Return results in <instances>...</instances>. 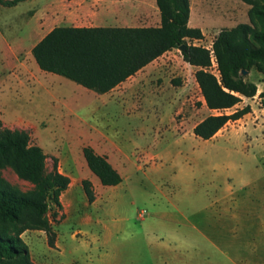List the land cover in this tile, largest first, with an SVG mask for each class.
Instances as JSON below:
<instances>
[{"label":"rangeland","instance_id":"obj_1","mask_svg":"<svg viewBox=\"0 0 264 264\" xmlns=\"http://www.w3.org/2000/svg\"><path fill=\"white\" fill-rule=\"evenodd\" d=\"M48 1L0 6V122L4 128L27 133L30 144L40 147L46 156L47 172L56 164L59 173L76 183L60 196L61 208L51 204L49 211L51 218L56 214L51 224L65 256L77 257L87 250L98 264H162L154 239L173 242L171 238L177 237L175 241H183V235L192 237V231L185 228L188 224L206 233L220 227L215 220L208 225L210 215L202 211L206 202L196 198L197 188L222 183L264 184V106L259 97L264 75L254 70L246 75V80L257 86L255 97L222 112L231 115L249 106L250 114L227 123L212 139L203 141L191 133L192 128L220 113L206 108L194 73L183 63L180 51L171 55L177 68L167 75L166 85L159 80L161 92L168 91L167 98L179 103L163 109L151 104L155 96L145 81L144 87L132 82L136 91L124 99L134 105L122 109L103 106L91 98L100 95L85 94L82 90H87L72 81L41 71L29 53L36 39L32 12ZM142 1L145 10L139 19L147 21L136 27L154 28L149 0ZM189 6L190 26L203 35L192 44L208 50L221 30L249 24L250 6L243 0H189ZM110 25L102 28H121ZM210 72L218 75L215 61ZM179 73L184 76L185 91L175 95L170 93V83L182 84L181 77H174ZM86 147L118 172L119 185L100 184L83 157ZM0 174L23 192L32 189L9 168ZM84 180L91 184L92 203L84 194ZM226 225H222L223 231L228 234L232 224ZM76 231L75 240L71 234ZM29 234L25 241L36 261H49L45 257L54 251L49 249L45 233ZM103 235L108 236L105 245L99 239Z\"/></svg>","mask_w":264,"mask_h":264},{"label":"trees","instance_id":"obj_2","mask_svg":"<svg viewBox=\"0 0 264 264\" xmlns=\"http://www.w3.org/2000/svg\"><path fill=\"white\" fill-rule=\"evenodd\" d=\"M26 0H0V6L11 8ZM250 6L249 24L221 30L211 50L195 46L203 39L198 28L189 27V0H155L159 11L158 27L143 28H72L52 29L31 50L39 67L46 73L68 79L98 95L108 93L164 53L183 47L182 59L196 68L195 81L209 115L193 128V135L203 141L212 139L229 122L250 113V107L231 115L222 113L253 98L257 86L246 80L252 70L264 75V3L243 0ZM214 58L217 76L210 72ZM246 72V75L242 73ZM264 106V90L259 94ZM88 169L104 187L122 182L108 161L93 152L82 150ZM9 168L20 179L32 185L21 191L0 174V264H35L21 239L26 231H42L47 244L54 248L56 234L49 215L50 205L61 208L60 196L68 189L69 177L57 170H46V156L30 144L27 133L4 128L0 122V171ZM89 203L95 200L89 181H82ZM47 217V219H45ZM58 221V220H57Z\"/></svg>","mask_w":264,"mask_h":264},{"label":"crops","instance_id":"obj_3","mask_svg":"<svg viewBox=\"0 0 264 264\" xmlns=\"http://www.w3.org/2000/svg\"><path fill=\"white\" fill-rule=\"evenodd\" d=\"M149 4L150 9L154 13L153 21L156 24L155 26L158 27L160 17L159 11L155 6V0H149ZM144 10L145 6L142 0H49L47 4L39 6L32 12L35 26L33 32L36 39L30 44L31 49L29 53L54 28H102L104 24L106 26L115 24L116 26H121V28H137L136 26H140V22L147 21L143 18L139 19V15ZM101 24L103 25L101 26ZM189 27H191L190 20ZM178 51V49H174L164 53L108 93L97 96V98L96 96L90 97L93 101L97 100L103 106H119L122 109H127L134 105L124 99L129 93L136 91V88H133L132 82L137 81L144 87L146 86V84H143L145 81V83L151 85L148 88L149 93L155 96L151 102L152 105L156 104L160 109L166 108L168 105L173 107L178 106V100H169L167 98L169 92H161L162 83L159 85L160 79H163V84L166 85L167 75L175 72V68L177 67H175V61L171 58V55ZM12 53L14 54V52ZM180 57L182 59L181 54ZM183 63L189 67L190 71L195 73L196 68L184 61ZM174 77H181L182 84L180 85L178 84L179 81H175L177 84L173 85L171 82L170 85L173 86V91H170V93L172 92L175 95L183 94L185 91L183 74L179 73ZM82 91L85 94L91 95L88 92L89 90ZM249 100L250 98H241L240 103ZM192 131L191 133H193ZM73 185H76V183L70 179L69 187L64 193H69ZM197 190L198 195L196 198H199V200L203 199L206 202V206L202 208V211L210 215L207 219L208 225L212 222L211 220H215L220 224V227L217 231L212 230L206 233V231L194 225L189 226L188 224L185 228L192 231V237L194 236L193 244L190 243L192 239L191 235L187 236L189 234L183 235V241H175L179 239L177 237L171 238L173 242L165 241L164 238L154 239L155 251H158L162 264H264V184H210L201 186ZM228 223H231L232 227L229 233L226 234L223 231V226H227L226 224ZM244 224L248 225L244 226ZM252 224L255 225L254 230L250 229ZM29 233L44 234V232L26 231L21 235V239L28 248L30 259L35 264H98L94 263L88 256L87 250L83 253L84 255L82 254L77 257L72 256L69 258L65 256L66 253L60 244V236L57 232H55L56 241L54 248L49 247L54 252L45 257L49 261L39 263L25 241V237L29 236ZM76 235H78L77 231L71 234L75 240L77 239ZM107 238V235L99 238L100 240H104L101 244L105 245ZM197 239L200 242L195 241ZM51 251L49 253H52Z\"/></svg>","mask_w":264,"mask_h":264},{"label":"water","instance_id":"obj_4","mask_svg":"<svg viewBox=\"0 0 264 264\" xmlns=\"http://www.w3.org/2000/svg\"><path fill=\"white\" fill-rule=\"evenodd\" d=\"M178 50L181 52L183 50V47L178 48ZM242 74L246 75V72H243ZM45 219H47V217H45Z\"/></svg>","mask_w":264,"mask_h":264},{"label":"built area","instance_id":"obj_5","mask_svg":"<svg viewBox=\"0 0 264 264\" xmlns=\"http://www.w3.org/2000/svg\"><path fill=\"white\" fill-rule=\"evenodd\" d=\"M212 63L214 64V58H212Z\"/></svg>","mask_w":264,"mask_h":264}]
</instances>
